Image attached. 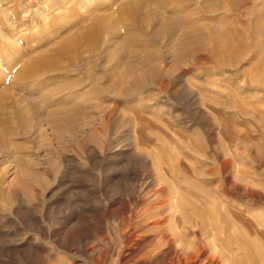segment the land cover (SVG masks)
Wrapping results in <instances>:
<instances>
[{
    "label": "rangeland",
    "instance_id": "374dc122",
    "mask_svg": "<svg viewBox=\"0 0 264 264\" xmlns=\"http://www.w3.org/2000/svg\"><path fill=\"white\" fill-rule=\"evenodd\" d=\"M209 223L264 264V0H0V264H170Z\"/></svg>",
    "mask_w": 264,
    "mask_h": 264
},
{
    "label": "bare ground",
    "instance_id": "6f19581e",
    "mask_svg": "<svg viewBox=\"0 0 264 264\" xmlns=\"http://www.w3.org/2000/svg\"><path fill=\"white\" fill-rule=\"evenodd\" d=\"M128 1H132V0H128ZM128 3V2H126ZM122 6V5H121ZM135 23L138 22L137 19H132ZM186 172V171H185ZM217 173V172H216ZM159 188V187H158ZM159 192V191H158ZM160 193V192H159ZM172 192H170L171 194ZM158 195V194H157ZM162 195V194H161ZM169 200V199H168ZM174 200V199H173ZM172 200V201H173ZM175 202V201H174ZM173 202V203H174ZM180 203V202H179ZM173 206V205H172ZM174 207V206H173ZM214 207H216V205H214ZM219 207V206H217ZM172 210V209H171ZM189 210V209H188ZM206 210V208H205ZM196 211V210H194ZM191 212V211H190ZM173 213V212H172ZM211 212H209L210 214ZM220 213V212H219ZM208 214V215H209ZM212 214V213H211ZM210 214V215H211ZM189 215V214H188ZM217 215V214H216ZM215 215V216H216ZM175 216V215H174ZM173 216V217H174ZM190 216V215H189ZM213 216V214L211 215ZM210 216V217H211ZM170 217H171V214H170ZM192 217V216H190ZM212 218V217H211ZM210 218V220H211ZM216 218V217H215ZM218 218V217H217ZM173 219V218H172ZM172 221V220H171ZM174 221V220H173ZM219 221V219H218ZM224 221V219H223ZM225 221L227 222V220L225 219ZM231 221V220H230ZM229 221V223H230ZM233 221V220H232ZM231 221V222H232ZM252 221V220H251ZM200 222V221H199ZM210 222V221H209ZM172 223V222H171ZM216 223V222H215ZM215 223H209V226L211 228L210 232H206L204 229H199V228H195L192 233H190V235H193L192 236V239L189 240L187 243L184 242V239H183V236H186L187 237V233H188V229L186 231H183L184 232V235H181V233H177L174 235H172V233H169L167 232V234H165L163 236L162 239H160V242L163 244V245H166L167 246V251L165 254H172V260L173 261H170V264H234V258L237 257V253L236 251H233V247L231 244L227 243V241H229V239H225L226 241V244H223V240H221L222 238L221 237H216L215 234H213V230L217 227V225ZM222 223V222H221ZM173 224V223H172ZM208 224V223H207ZM251 224V223H250ZM223 225V224H222ZM246 225V224H245ZM260 225V223L258 224ZM182 226V224H181ZM180 226V228H181ZM228 226V225H227ZM248 226V225H246ZM176 228H178L177 226H175ZM234 227V226H233ZM231 227V228H233ZM249 227V226H248ZM254 227V226H253ZM260 227V226H259ZM186 228V226H185ZM220 228V227H219ZM222 228V227H221ZM220 228V229H221ZM230 228V226H229ZM164 229V228H163ZM169 229V228H168ZM172 229V228H171ZM219 229V230H220ZM225 229V227H224ZM161 230V229H159ZM158 230V231H159ZM179 230V229H178ZM181 230V229H180ZM216 230V229H215ZM227 230V228H226ZM234 230V229H233ZM232 230V231H233ZM248 230V229H247ZM157 231V232H158ZM171 231V230H170ZM228 231V230H227ZM237 231V230H236ZM165 232V231H164ZM231 232V231H230ZM234 232V231H233ZM238 232V231H237ZM264 232V231H263ZM210 233V234H209ZM217 233H218V230H217ZM221 233V232H219ZM243 233V232H242ZM224 234V233H223ZM227 234V233H226ZM240 234V233H239ZM262 234V233H261ZM221 235V234H220ZM231 235V234H229ZM242 235V234H240ZM240 235L238 236V233H236V238H237V241L240 237ZM155 236H158V235H155ZM160 236V235H159ZM189 236V235H188ZM224 236V235H223ZM244 237V235H242ZM241 239V237H240ZM239 239V240H240ZM243 239V238H242ZM242 239L240 241H242ZM260 239V238H259ZM259 239H257L259 241ZM256 240V241H257ZM261 240V239H260ZM264 240V239H263ZM231 241V240H230ZM245 240H243V242L241 243H244ZM247 241V240H246ZM248 242V241H247ZM246 242V243H247ZM231 243V242H230ZM255 243V242H254ZM259 243H262L261 241ZM237 243H235L236 245ZM257 244V243H255ZM252 245V243L250 244ZM263 245V244H262ZM260 248H262L261 246ZM162 246V245H161ZM160 246V247H161ZM240 246V245H239ZM244 246V245H243ZM254 247L256 245H253ZM252 246V247H253ZM238 247V245H237ZM241 248V247H240ZM245 248V247H243ZM250 249V248H249ZM254 249V248H253ZM264 249V248H263ZM236 250V249H235ZM239 250V249H237ZM242 250V249H241ZM245 250V249H244ZM252 250V249H251ZM248 251V253H250V251ZM246 251V250H245ZM238 252V251H237ZM253 251H251L250 254H252ZM240 254L242 255V253L240 252ZM239 254V255H240ZM246 254V253H245ZM257 254V253H256ZM238 255V256H239ZM249 255V254H248ZM244 256V254L242 255ZM241 256V258H242ZM251 256V255H250ZM249 256V257H250ZM255 256L254 254L251 256L253 257ZM250 257V258H251ZM127 258V257H126ZM130 258V257H129ZM143 261L145 262L146 260L149 259V256L148 254H143ZM255 258V257H253ZM258 254H257V259H258ZM264 259V258H263ZM133 260V259H132ZM259 260L261 261L262 259L259 258ZM125 261V260H124ZM128 261V260H127ZM126 261V262H127ZM130 261V260H129ZM136 261V260H135ZM236 261V260H235ZM250 261V260H249ZM255 261V260H254ZM263 261V260H262ZM132 262V261H130ZM137 262V261H136ZM163 262V259L162 260H158L157 261V264H162ZM245 262V261H244ZM256 262V261H255ZM123 263V262H122ZM254 263V262H253ZM126 264V263H125Z\"/></svg>",
    "mask_w": 264,
    "mask_h": 264
}]
</instances>
